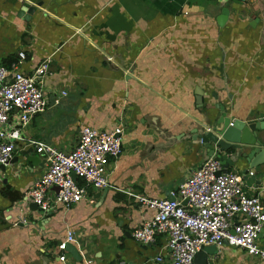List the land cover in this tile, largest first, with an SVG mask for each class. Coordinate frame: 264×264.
<instances>
[{"label": "crops", "instance_id": "0c3cea01", "mask_svg": "<svg viewBox=\"0 0 264 264\" xmlns=\"http://www.w3.org/2000/svg\"><path fill=\"white\" fill-rule=\"evenodd\" d=\"M20 51L26 73L49 60L46 106L23 126L25 140L69 150L82 126L123 131L121 152L107 159L108 185L88 189L94 201L47 213L23 198L47 160L16 143L0 167V264H167L164 235L132 237L153 214L132 194L168 197L208 158L196 135L219 115L215 105L232 120L264 119V9L257 0H0V64ZM234 158L228 171L244 174V191L264 205V164ZM68 230L75 242L60 261ZM258 241L264 247V229ZM215 248L203 264H264L242 248Z\"/></svg>", "mask_w": 264, "mask_h": 264}, {"label": "built area", "instance_id": "2783aa9c", "mask_svg": "<svg viewBox=\"0 0 264 264\" xmlns=\"http://www.w3.org/2000/svg\"><path fill=\"white\" fill-rule=\"evenodd\" d=\"M24 58L20 51L9 65L0 64V165L12 158L17 142H27L46 158L47 168L23 192L25 200L34 202L42 213L50 212L58 203L68 207L83 198L92 203L88 189L108 185L107 159L121 152L123 128L82 126L69 150L25 140L23 126L46 106L40 84L49 72V60H42L26 73L20 70ZM243 187L244 174L223 172L220 162L208 157L168 197L132 194L140 208L147 207L153 214L137 225L131 235L142 243L164 235L167 264H200L194 256L202 246L217 247L223 243L264 259V247L258 241L264 229V205L259 194H248ZM69 242H75L71 230L57 244L62 252L60 261L65 260L63 251ZM156 260L162 262L163 258L157 256Z\"/></svg>", "mask_w": 264, "mask_h": 264}, {"label": "water", "instance_id": "95a60500", "mask_svg": "<svg viewBox=\"0 0 264 264\" xmlns=\"http://www.w3.org/2000/svg\"><path fill=\"white\" fill-rule=\"evenodd\" d=\"M235 1L240 2L243 0ZM32 10V7L25 3L20 12H23L21 15H23L24 18H27V14L32 12ZM226 12L227 8H223L218 18L219 23L225 20ZM196 100L197 102L201 100L199 91H197ZM215 107L220 109L217 118L215 117L211 124H205V130L196 135V138L203 144L208 157H212L219 161L222 165L223 172L228 171V165L231 164L235 160L234 157L237 156H243L248 162L249 167L264 164V132L261 133V131H264L263 114H259L258 118L232 120L226 116L224 106L220 104L215 105ZM231 148H234V155L228 156L223 154V152ZM31 151L32 150L29 149L23 153H30ZM28 158H34V156L30 155ZM11 159L12 158H10V160ZM0 167L2 168V164ZM32 203V208L39 209L34 202ZM73 248L76 252V248L74 246ZM215 251L216 248L214 245H204L196 252L194 259L196 262L203 264L206 253H214ZM196 258H200L202 262L198 261Z\"/></svg>", "mask_w": 264, "mask_h": 264}, {"label": "rangeland", "instance_id": "374dc122", "mask_svg": "<svg viewBox=\"0 0 264 264\" xmlns=\"http://www.w3.org/2000/svg\"><path fill=\"white\" fill-rule=\"evenodd\" d=\"M257 3L259 4L260 8L264 9V0H257Z\"/></svg>", "mask_w": 264, "mask_h": 264}, {"label": "trees", "instance_id": "16d2710c", "mask_svg": "<svg viewBox=\"0 0 264 264\" xmlns=\"http://www.w3.org/2000/svg\"><path fill=\"white\" fill-rule=\"evenodd\" d=\"M14 60H16V58ZM14 60H12V61H14ZM12 61L10 60L8 63L10 64Z\"/></svg>", "mask_w": 264, "mask_h": 264}]
</instances>
